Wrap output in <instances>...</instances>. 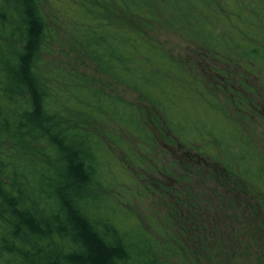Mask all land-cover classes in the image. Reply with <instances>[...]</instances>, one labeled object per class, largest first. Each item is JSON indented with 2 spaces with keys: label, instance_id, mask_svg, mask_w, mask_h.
Returning a JSON list of instances; mask_svg holds the SVG:
<instances>
[{
  "label": "trees",
  "instance_id": "trees-1",
  "mask_svg": "<svg viewBox=\"0 0 264 264\" xmlns=\"http://www.w3.org/2000/svg\"><path fill=\"white\" fill-rule=\"evenodd\" d=\"M83 5L91 21L81 26L72 21L73 13L71 51L135 93L138 105L78 76H47L42 56L55 36L43 0H0V264H264V218L249 208L241 216L227 198L219 197L218 206L233 208L228 219L220 216L223 225H235L232 236L203 225L202 218L199 224L195 213L187 222L179 220L180 230L171 228L176 232H167L163 243L141 229L118 226L101 196L105 134L100 130L113 125L145 140L153 124L167 143L198 144L214 158L222 153L224 161L216 160L227 173L248 183L242 166L225 155L221 138L206 132L204 143L184 141L186 124L172 120L167 105L193 87V96L211 99L203 110L217 109L256 152L242 122L258 113L240 106L249 108L260 94L245 86V77L257 79L264 90L259 71L264 0H83ZM166 33L225 67L199 73L200 59L182 60L157 41V34ZM214 40L227 50H214ZM255 70L260 77L252 75ZM236 77L246 100L231 89ZM230 94L245 116L228 112ZM237 158H243L240 150Z\"/></svg>",
  "mask_w": 264,
  "mask_h": 264
},
{
  "label": "rangeland",
  "instance_id": "rangeland-1",
  "mask_svg": "<svg viewBox=\"0 0 264 264\" xmlns=\"http://www.w3.org/2000/svg\"><path fill=\"white\" fill-rule=\"evenodd\" d=\"M83 7V0H43L48 25L55 36L49 53L42 56L45 73L50 77L56 72L65 77L78 76L81 81L88 82L93 87L138 105L135 93L99 74L88 61L77 57L71 51L68 36L73 13L72 21L81 23V26L84 23L90 24L91 21L85 17ZM156 39L173 56L181 57L182 60L200 59L201 62L197 63L199 73L210 70L209 67L215 69L225 67L220 62L212 64L205 50H201L198 54L193 45L181 38L166 33L157 34ZM214 43L217 46L214 50L217 52H223L228 48L218 40H214ZM192 53L196 57L191 56ZM202 57L206 60H202ZM259 71L264 75V68L261 67ZM258 74L255 70L252 75L257 77ZM206 76L209 79V75ZM245 78L246 80H242L245 86L257 89L260 94L253 104H248L249 108H245V104L240 106L246 109L247 113H250V110L258 113L242 123L246 126L244 129L248 130L246 135L254 138L256 152L264 156V90L257 79L250 76ZM237 80V77L233 80L231 89H236V92L239 90L243 100H246L245 92L236 85ZM47 82L53 83V80ZM187 88L189 90L180 91L176 95V100L167 105L170 107L168 110L171 119L186 124L188 130L182 132L181 138L191 143H204L208 139L206 132H210L215 138H221L220 143L225 155L228 159L238 162V167L242 166L239 170L240 174L249 184L240 175L237 177L227 173V169L220 161L225 159L222 153L216 154L220 159L216 160L217 158L210 157L203 151L204 146L167 143L153 124L148 128L151 135L145 140L130 136L125 130L113 125L106 127L102 124L100 129L105 134L101 176L103 206L108 208L109 215L121 228L141 229L161 243L164 242L163 237L167 232H176L171 228L176 227L180 230L178 221L187 222L191 213L196 214L199 224L202 218L203 225L209 228L217 227L218 233L224 231L227 237L232 236V226L235 225L231 222L223 225L225 221L222 222L220 216L224 215L228 219V214L233 208L225 211L220 209L219 197L230 200L238 212L242 210L241 216H245L249 208L258 211V219L264 218V158L259 156L251 145L238 139L236 130L232 128L233 125L225 121L217 109L203 110V103L209 106L210 98L206 101V97L203 100L202 97L193 96V87ZM62 89L64 90V87ZM217 93L219 103L224 105L226 101L221 99L218 90ZM228 97L231 103L228 112L235 109L237 114L245 116L242 114L243 111L235 107L231 94ZM155 113L151 112V114ZM161 132L166 137L173 138L166 128ZM239 150L243 152L242 159L237 158ZM193 197L196 200H193ZM206 202L211 205L208 206Z\"/></svg>",
  "mask_w": 264,
  "mask_h": 264
}]
</instances>
